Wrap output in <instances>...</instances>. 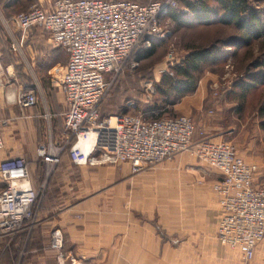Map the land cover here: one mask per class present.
Segmentation results:
<instances>
[{
  "label": "crops",
  "instance_id": "0c3cea01",
  "mask_svg": "<svg viewBox=\"0 0 264 264\" xmlns=\"http://www.w3.org/2000/svg\"><path fill=\"white\" fill-rule=\"evenodd\" d=\"M23 34L9 42L10 49L0 40L4 63L0 68V160L24 158L29 184L38 192L45 182L39 179L43 170L37 174V163L44 168L37 144L45 142L49 133L54 143L61 138L66 102L53 76L62 71L66 54L52 46L45 34L32 35L28 42L31 51L34 44L36 48L28 52V74L18 76L14 57L27 37ZM46 74L52 81L44 78L41 85L36 75ZM204 78L174 106L176 111L191 118L192 139L201 135L215 141L228 138L240 158L255 166L253 182L264 185V136L255 109L246 114L248 100L240 112L235 111V103L217 105L205 88L208 77ZM25 90L36 93L30 107L15 102ZM45 91L48 96L42 101L37 95L44 96ZM209 106L215 111L223 108L224 114L210 122L202 111ZM50 119L59 121V127L51 126ZM51 171L48 193L40 206L37 197L30 226L12 242V249L9 241H0V258L5 255L6 264H56L55 251L48 247L52 229L61 232L62 251L75 264H264L261 245L246 261L238 250L217 241L220 213L211 184L219 174L187 153L133 173L125 161L74 165L64 152Z\"/></svg>",
  "mask_w": 264,
  "mask_h": 264
},
{
  "label": "built area",
  "instance_id": "2783aa9c",
  "mask_svg": "<svg viewBox=\"0 0 264 264\" xmlns=\"http://www.w3.org/2000/svg\"><path fill=\"white\" fill-rule=\"evenodd\" d=\"M175 4L176 0L147 4L130 0H52L48 10L32 5L11 16V22L22 33L39 29L52 46L66 54L62 71L53 76L66 102L61 138L54 143L49 133L45 142L37 144V156L47 173L63 152L74 165L125 161L135 173L187 153L218 172V179L211 184L220 213L217 241L238 250L248 261L256 245L264 247V185L253 182L254 165L243 161L228 141L205 136L193 140V122L184 114L155 119H144L137 113L98 114L110 82L130 53L142 38L163 35L159 18ZM141 43L149 45L147 39ZM35 101L31 90L15 97L20 107H30ZM2 146L0 131V149ZM0 181V240L6 243L30 226L38 195L29 184L27 163L22 157L0 160ZM62 243L61 232L52 229L48 247L55 251L56 264H75L62 251Z\"/></svg>",
  "mask_w": 264,
  "mask_h": 264
},
{
  "label": "rangeland",
  "instance_id": "374dc122",
  "mask_svg": "<svg viewBox=\"0 0 264 264\" xmlns=\"http://www.w3.org/2000/svg\"><path fill=\"white\" fill-rule=\"evenodd\" d=\"M0 1L2 2L3 0ZM139 1L146 2L149 0ZM51 2L52 0H17L11 4L10 8L19 9L18 11H25V9L27 10L32 5L40 6L42 8L49 7ZM248 3L252 7L254 6L259 8V10L261 11L260 15L264 18V0H248ZM164 14L159 19V27L160 30H162L163 35L159 36V39L155 40V47L153 51L154 53L150 57L138 61H134L133 56L131 57V55H129V57L123 64L121 71L117 75H115L110 82L105 97L99 103L100 114H115L119 112L123 106L125 107V110L123 111H126L124 113H137L142 117H145V115H143L142 113V110L145 108V106L149 105L151 101L154 102L155 98H157L153 86L154 83L158 81L162 72L169 71V68L179 61V59L185 54L187 46H201L210 42L214 38H225L232 35H240L232 26H219L216 24L211 26H197L191 25L190 23H188V25H178L169 16H165ZM12 15H14V13L8 14L0 9V40H4L7 47L12 39H15L16 37H19L23 34L11 22L10 18ZM26 32L28 33L26 34ZM26 32H24L23 35L24 37L27 35V37L24 38V43L21 45V47H19L18 52L14 57V61L16 62L14 71L18 76H24L28 74L27 71H25L26 66L29 65L28 56L36 48V44L33 43L34 48L31 51L32 44L28 42L30 40V37L38 33L44 34L39 29H30V31L28 30ZM258 47L259 45L256 42H252V46L248 47L249 50H251V53H247V47H239L238 49H235L236 51H234L233 53L232 48L226 47L225 57L219 59L216 63L203 64L199 79L197 80V85L199 81H201L202 83L204 77H208L205 83V88L207 89L208 94L210 93L209 96L212 99H215L218 93H223L226 95V92H228L226 90L230 88L233 79L249 70L247 69V63L253 56H255L257 52H259ZM62 57H64V55H62ZM33 60L36 61L35 58ZM3 64V62L0 64V68ZM44 69L45 68H43V70L41 71H44ZM29 75H31V77H34L32 72H30ZM36 77L37 79H39L41 85L44 84L42 82L44 78L47 79V81L49 80V83L50 81H52V78L48 76V74L39 77L38 75H36ZM109 77L110 76L106 77L107 81L109 80ZM50 87L52 88V85ZM35 92L37 91L35 90ZM255 92L246 103V114L248 112L250 113L254 111L257 102V94L259 93ZM47 96V91H45L44 96L42 94L37 95V97H41L42 101H44V98L46 99ZM226 101L230 103V100ZM174 106L170 111L165 112L161 116H174L180 114L176 111L177 109H175ZM213 107L214 106H209L208 108L203 107L202 109L205 117L211 120L210 122L215 119V116L224 114L223 108H218L215 111ZM159 111L160 110H156L154 111V113H158ZM244 119H246V116H244ZM227 122L229 123V119L227 120ZM50 125L59 127L60 122L51 120ZM224 140H227L229 142L228 138ZM40 170H43V172H40ZM51 170L49 171V173H47V168H43L39 163H37V174L40 172L39 179L44 180L45 184L52 173ZM261 176L262 175H259L258 178H261ZM44 188L45 185L39 188L37 197L42 196Z\"/></svg>",
  "mask_w": 264,
  "mask_h": 264
},
{
  "label": "trees",
  "instance_id": "16d2710c",
  "mask_svg": "<svg viewBox=\"0 0 264 264\" xmlns=\"http://www.w3.org/2000/svg\"><path fill=\"white\" fill-rule=\"evenodd\" d=\"M14 1L17 0L0 1V9L8 14L20 12L18 11L19 9L10 8ZM130 1L147 4L156 0L146 2H140L139 0ZM260 12L259 8L250 6L248 0H176V4L168 8L164 15L169 16L178 25H188L190 23L191 25L197 26H211L215 24L219 26H232L240 35L214 38L201 46H187L185 54L179 61L171 66L169 71L162 72L158 81L154 83L153 86L157 98L142 110L143 115L146 117L143 118L155 119L161 117L165 112L170 111L182 97L192 93L196 88L203 64L216 63L219 59L225 57L226 47L232 48L233 53L239 47L248 48L252 46V42H256L259 45V52L247 63V69L249 70L235 77L231 82L230 88L226 90L228 91L226 95L218 93L215 100L221 104L227 102L226 100H230L231 103H235V111L240 112L253 93L255 91H257L255 93L259 92L254 109L259 118L258 127L263 131L264 136V18L260 15ZM143 39L149 41L148 46L142 45L141 41ZM156 39L159 38L157 36L142 38L130 53L134 61L150 57L154 53ZM7 48L10 49V44H8ZM247 51V53H251L249 48ZM97 110L99 117L110 115L100 114L99 105ZM123 110H125V107L122 106V109L115 114H130L124 113L126 111ZM156 110L160 111L154 113ZM51 178L52 173L46 181L45 188L38 203L39 206L44 203ZM24 230L22 229L11 238L9 241L11 249L12 242H14L17 236L24 233ZM0 241L4 243V241ZM6 262L4 255L0 258V264H6Z\"/></svg>",
  "mask_w": 264,
  "mask_h": 264
}]
</instances>
